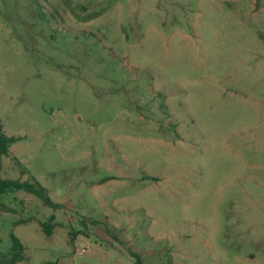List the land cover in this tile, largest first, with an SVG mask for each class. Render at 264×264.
Returning a JSON list of instances; mask_svg holds the SVG:
<instances>
[{
	"label": "rangeland",
	"instance_id": "obj_1",
	"mask_svg": "<svg viewBox=\"0 0 264 264\" xmlns=\"http://www.w3.org/2000/svg\"><path fill=\"white\" fill-rule=\"evenodd\" d=\"M0 123V256L264 264V0H0Z\"/></svg>",
	"mask_w": 264,
	"mask_h": 264
},
{
	"label": "trees",
	"instance_id": "obj_2",
	"mask_svg": "<svg viewBox=\"0 0 264 264\" xmlns=\"http://www.w3.org/2000/svg\"><path fill=\"white\" fill-rule=\"evenodd\" d=\"M17 141L16 137L8 136L0 123V195L10 193L25 192L37 197L45 206L54 209L62 208V205L57 204L50 198L48 190L34 177L29 180H8L2 178V159L9 155L10 147ZM15 211V210H12ZM55 224L53 218L51 223L43 225V231L47 236H51ZM11 248L8 253L1 254L0 264H20L26 259V248L21 241L14 235H11ZM136 264H143L142 258L137 253H132Z\"/></svg>",
	"mask_w": 264,
	"mask_h": 264
},
{
	"label": "crops",
	"instance_id": "obj_3",
	"mask_svg": "<svg viewBox=\"0 0 264 264\" xmlns=\"http://www.w3.org/2000/svg\"><path fill=\"white\" fill-rule=\"evenodd\" d=\"M10 151H11V147H10ZM10 151H9V154H10Z\"/></svg>",
	"mask_w": 264,
	"mask_h": 264
}]
</instances>
